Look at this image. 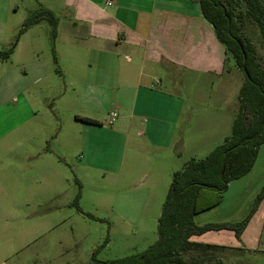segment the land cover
Instances as JSON below:
<instances>
[{
  "label": "crops",
  "instance_id": "1",
  "mask_svg": "<svg viewBox=\"0 0 264 264\" xmlns=\"http://www.w3.org/2000/svg\"><path fill=\"white\" fill-rule=\"evenodd\" d=\"M33 2L35 8L43 5L60 16L53 44L57 62L44 22L21 35L7 59L0 58V152L33 163L27 170H16L15 181L54 188L57 175L65 173L56 162V152L45 144L52 132L51 99L61 103L71 92L75 97L67 110L85 127L86 157L91 153L89 136L104 132L98 146L93 145L103 152L102 170L114 175L115 183L133 179L144 165L141 158L151 154L158 168L150 160L146 166L153 167L158 177L169 172L170 163L176 161L174 146L183 140L178 127L187 118L181 90L166 91L168 78L181 71L222 75L228 60L199 6L192 0H111V5L107 0ZM15 9L11 0H0V52L13 43L16 33L7 31ZM111 111L118 118L107 125ZM128 152L133 155L126 163ZM222 231L228 230L217 232ZM259 236L263 250L258 251L259 245L257 252L262 253L264 221ZM193 238L222 252L235 249Z\"/></svg>",
  "mask_w": 264,
  "mask_h": 264
},
{
  "label": "rangeland",
  "instance_id": "2",
  "mask_svg": "<svg viewBox=\"0 0 264 264\" xmlns=\"http://www.w3.org/2000/svg\"><path fill=\"white\" fill-rule=\"evenodd\" d=\"M11 2L18 11L11 16L7 31L16 33L13 42L35 4L33 0ZM231 6L240 16L241 35L263 49L264 32L246 15L244 0H233ZM57 18L59 21L60 16ZM43 26L48 28L46 22ZM48 41L51 47L49 34ZM243 81L244 75L231 57L222 75L181 71L169 77L166 91L181 90L186 103L187 119L178 127V136L183 140L174 146L176 161L170 163L169 172L158 177L153 167L151 170L146 166L147 160L157 164L152 154L141 158L144 165L125 184L115 183V176L102 170L103 152L96 146L104 132L87 138L91 153L86 157L85 127L76 123L67 110L75 94L68 93L61 103L51 99L52 132L45 148L56 152V162L65 173L57 175L54 188L34 186L29 181L18 184L16 170H27L33 163H22L17 157L0 152V264H95L93 253L95 261L110 263L146 251L157 239L158 219L173 172L191 159H205L231 135L240 109L238 93ZM131 155L128 152L124 157L126 163ZM154 167L158 168V164ZM263 187L264 144L252 170L228 185L221 203L194 217L196 225L245 222L239 236L228 230L193 238L235 247L231 252L208 253L204 264H264V252H257L263 250L259 235L264 221V193L258 200ZM192 256L184 257L186 264H191Z\"/></svg>",
  "mask_w": 264,
  "mask_h": 264
},
{
  "label": "trees",
  "instance_id": "3",
  "mask_svg": "<svg viewBox=\"0 0 264 264\" xmlns=\"http://www.w3.org/2000/svg\"><path fill=\"white\" fill-rule=\"evenodd\" d=\"M192 1L199 6L202 18L211 25L218 42L224 47L226 59L231 57L244 75L238 93L240 109L231 135L205 159H191L172 174L158 219L157 239L146 251L110 263L95 261L93 253L91 257L95 264H186L184 257L193 254L196 256L191 257V264H204L206 255L221 251L220 247L194 242L193 237L221 230H231L239 236L245 226V222L196 225L194 217L221 203L228 185L252 170L259 148L264 144V48L259 49L249 38L241 35L240 16L231 6L233 0ZM244 7L246 15L264 32V0H244ZM42 22L48 25L53 61L56 63L53 44L59 21L55 13L43 5H37L28 12L11 47L0 52V58L7 59L18 37ZM56 73L61 77L58 67ZM79 119L97 124L87 118ZM263 193L264 189L258 200ZM208 260L210 262L211 258Z\"/></svg>",
  "mask_w": 264,
  "mask_h": 264
},
{
  "label": "built area",
  "instance_id": "4",
  "mask_svg": "<svg viewBox=\"0 0 264 264\" xmlns=\"http://www.w3.org/2000/svg\"><path fill=\"white\" fill-rule=\"evenodd\" d=\"M106 4L111 5L112 4L111 0H107ZM117 118H118V113L116 111L109 112L107 125H113L116 122Z\"/></svg>",
  "mask_w": 264,
  "mask_h": 264
},
{
  "label": "water",
  "instance_id": "5",
  "mask_svg": "<svg viewBox=\"0 0 264 264\" xmlns=\"http://www.w3.org/2000/svg\"><path fill=\"white\" fill-rule=\"evenodd\" d=\"M243 70H244V72H245V66H243Z\"/></svg>",
  "mask_w": 264,
  "mask_h": 264
}]
</instances>
